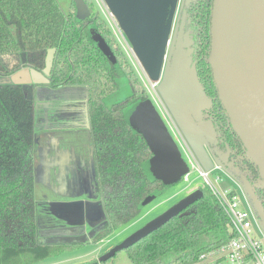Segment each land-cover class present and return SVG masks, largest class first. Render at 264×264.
<instances>
[{
	"label": "trees",
	"instance_id": "1",
	"mask_svg": "<svg viewBox=\"0 0 264 264\" xmlns=\"http://www.w3.org/2000/svg\"><path fill=\"white\" fill-rule=\"evenodd\" d=\"M84 3L89 14L80 17L73 0L67 10L59 0H0V67L3 68L0 71L9 74L3 66L6 55L20 54L25 66L36 69L45 66L46 54L50 52L51 86L86 87L91 136L108 222L90 241L40 240L34 195L32 102L21 85L0 84V264H38L87 243L96 244L135 218L147 195L157 196L184 177L183 174L164 181L150 172L147 174L145 163L151 156L150 149L128 123L126 114L135 104L150 99L148 92L96 4L93 0ZM211 7L212 0L188 4L186 24L193 43L198 46L199 68L210 82L207 86L213 97L210 105L214 102L219 114L228 119L209 64ZM94 35L101 36L110 47L114 62L92 40ZM120 77L128 83L129 94L109 103L106 98L118 89ZM212 126L215 129L213 123ZM229 126L232 130L229 141L239 143L238 147L245 151ZM219 130L226 137L223 126ZM246 157L247 165L238 166L236 176L250 181L259 174L254 162ZM254 192L264 208V189L255 187ZM229 225L227 215L209 190L123 250L131 264H205L207 260L201 254L220 246L231 236ZM103 263L93 259L74 264Z\"/></svg>",
	"mask_w": 264,
	"mask_h": 264
},
{
	"label": "water",
	"instance_id": "2",
	"mask_svg": "<svg viewBox=\"0 0 264 264\" xmlns=\"http://www.w3.org/2000/svg\"><path fill=\"white\" fill-rule=\"evenodd\" d=\"M73 1L78 16L85 17L89 14L84 0ZM176 1L108 0L141 58L149 67L152 78H157L163 68V48L169 29V16ZM192 1L195 0H184V4L188 5ZM182 29L181 24L178 38ZM92 40L109 61H115L113 52L101 36L94 35ZM177 47H179L178 43ZM209 64L219 101L247 156L254 162L259 177L264 181V0H212ZM189 67L190 60L184 58V53L176 49L168 66V75L160 88L202 161L209 165L210 162L195 133L179 112L171 96L178 94L177 103L183 104L191 116L200 121L197 123L198 128L211 142L215 136L212 123L200 120L206 96L193 70ZM126 119L133 129L141 134L152 153L145 163L147 171L164 181H170L187 173L189 168L187 161L183 158L176 141L151 99L132 106L126 114ZM228 154L229 150L226 152V155ZM219 158L221 162H227V158L221 156ZM235 171L238 172L237 169ZM241 183L264 230V208L250 183L246 179H242ZM202 196L203 191L200 188L191 191L115 244L98 260L106 261L118 251L133 245ZM155 197L154 194L147 195L142 205L148 204ZM51 205L54 213L61 217L69 215L73 206L72 203ZM63 233L67 236L71 235L70 230H65Z\"/></svg>",
	"mask_w": 264,
	"mask_h": 264
},
{
	"label": "flooded vegetation",
	"instance_id": "3",
	"mask_svg": "<svg viewBox=\"0 0 264 264\" xmlns=\"http://www.w3.org/2000/svg\"><path fill=\"white\" fill-rule=\"evenodd\" d=\"M179 2L180 0H177L176 4L179 5ZM186 6L184 0H182L179 16H176L175 21L171 23L172 26L166 34L163 48L166 68L164 76L162 75L163 79L161 83H163V80L168 75V66L173 52L179 49L180 52L184 53V58L190 60L189 69L193 70L197 82L206 96L205 106L201 110V119H199L201 121L212 122L215 126V136L211 142L203 136L198 128L197 123L199 120L193 118L183 104L177 103V99H179L178 94H171L172 99L191 130L194 133V128L199 130L205 148H209L210 152L219 161V156L227 158L226 163L220 161L221 165L236 176L239 173L238 166L242 168V166L247 165L246 152L238 147L239 143L235 142L232 144L229 141L232 138V130L229 126L230 122L219 114L220 111L216 109L214 102L210 105L213 99L207 87L210 82L202 75L199 68L200 61L198 59L200 57L198 56V46L193 43L192 34L187 29ZM181 24L183 29L178 38ZM110 28L112 29L111 26ZM177 43L179 47H177ZM51 59V53L47 52L44 68L46 67V71L48 72ZM22 65L25 66L24 64ZM46 78L47 82L42 88L38 85L34 86L35 94L33 101L31 100L34 131V195L40 240L45 242H60L62 240L65 242L66 240L88 241L83 238L90 237L91 239L101 228L106 226L108 216L91 136L87 89L84 85L53 87L49 83L48 75H46ZM16 84L24 88L26 96L28 94L26 92L27 87L33 89V85L31 84ZM79 88L83 89V92L81 94L78 93L80 97H77L75 93ZM166 101L168 102L167 99ZM220 125L223 126L226 137H223L220 133ZM197 140L202 147V142L198 138ZM228 150L229 154L226 155ZM150 157L148 156L147 160ZM231 163H233L232 169L229 167ZM236 169L238 172L235 171ZM147 174L149 175V171H147ZM236 178L238 179L237 176ZM239 181L242 182V180ZM52 203H72V211L69 215L61 217L54 213ZM86 207L88 208L86 209ZM65 230H70L71 235L67 236L63 233ZM55 231L57 233H54Z\"/></svg>",
	"mask_w": 264,
	"mask_h": 264
},
{
	"label": "rangeland",
	"instance_id": "4",
	"mask_svg": "<svg viewBox=\"0 0 264 264\" xmlns=\"http://www.w3.org/2000/svg\"><path fill=\"white\" fill-rule=\"evenodd\" d=\"M59 2L62 8L65 10H67L69 5L71 4V0H59ZM93 2L94 4H96V8L100 11L104 18L108 20L115 35L117 36L118 42L129 57V60L134 66L137 75L143 82V85L148 92L149 98L163 118L170 134L176 141L183 158L187 161L189 165V172L185 175V177H183L181 181L167 187L151 202L143 205L135 218L124 224L118 231L112 232L110 236L104 238L96 244L87 243L74 250L66 251L60 256L49 257L38 264H74L77 262L99 259L102 254L107 252L115 244L119 243L126 236L142 227L149 220L161 214L163 211H165L167 208L186 196L191 191L200 188L204 193L208 194V182L205 181V178L199 174L200 167L202 169L210 170L208 174L209 183H211L218 189L230 188L234 190L240 198L242 207L246 210H249V208L251 207L245 191L243 190L242 183L239 181V179L236 178L235 175L230 173L225 168L212 169L214 165L222 166L221 162L212 154V152H210L209 148H205L199 130L197 128H194L195 135L197 136L199 141L202 142V149L206 154L210 164H205L202 161L200 155L197 153L195 146L190 140L188 134L184 131L183 127L181 126L180 122L178 121L169 103L166 101L164 94L161 91L160 86L166 68L165 63L163 68L159 71L157 78H155L158 84L153 89L151 87V83H153L154 81L149 67L141 58L134 42L129 37L127 31L124 30L120 20L116 16V13L113 11L108 0H93ZM181 4L182 0H180L179 5L175 4L174 8L172 9L171 15L169 16V29L172 26L171 23L175 21L176 16H179ZM3 61L5 62L3 66L7 71H9V74L4 75L2 71H0V84L15 85L16 83H23L27 85H33V89L31 87H27L26 89V92L28 93L27 97L33 101L35 94L34 86L38 85L42 88V86H44L47 82L46 75H48V73L46 71V67L35 69L33 67L23 66L22 64H24L25 61L23 59V56L20 54L6 55L3 57ZM48 64L49 63L47 60V65ZM0 68L1 70H3L2 66ZM129 91L130 88L128 86V83L124 78L120 77L118 89L108 95L106 101L109 103L119 101L122 98L126 97L129 94ZM82 92L83 89L79 88L77 89L75 95H77V97H80L78 93L81 94ZM229 167L232 169L233 163L229 164ZM246 171L247 170H245V172ZM255 179H257V177L252 180ZM83 239L90 241V237H84ZM103 264H131V262L128 259L125 251L121 250L118 251L112 259L104 261Z\"/></svg>",
	"mask_w": 264,
	"mask_h": 264
},
{
	"label": "built area",
	"instance_id": "5",
	"mask_svg": "<svg viewBox=\"0 0 264 264\" xmlns=\"http://www.w3.org/2000/svg\"><path fill=\"white\" fill-rule=\"evenodd\" d=\"M153 81L151 87L154 89L158 82L155 78ZM213 168L223 166L214 165ZM209 171L199 168V174L208 182L209 190L228 217L231 236L220 246L201 254V258L207 260L205 264H264V230L257 214L252 206L249 210L242 207L234 190L218 189L209 183ZM249 183L253 188L264 189V181L260 177Z\"/></svg>",
	"mask_w": 264,
	"mask_h": 264
}]
</instances>
